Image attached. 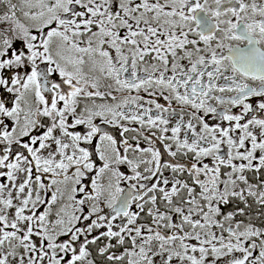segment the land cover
<instances>
[{"label": "snow or ice", "instance_id": "snow-or-ice-1", "mask_svg": "<svg viewBox=\"0 0 264 264\" xmlns=\"http://www.w3.org/2000/svg\"><path fill=\"white\" fill-rule=\"evenodd\" d=\"M0 264H264V0H0Z\"/></svg>", "mask_w": 264, "mask_h": 264}]
</instances>
